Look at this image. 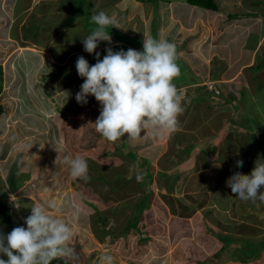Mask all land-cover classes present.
<instances>
[{
	"label": "rangeland",
	"instance_id": "rangeland-1",
	"mask_svg": "<svg viewBox=\"0 0 264 264\" xmlns=\"http://www.w3.org/2000/svg\"><path fill=\"white\" fill-rule=\"evenodd\" d=\"M108 1L111 2L23 1L19 2L17 9L7 11L10 15L9 26L0 24L5 29L0 28V32H6L16 42L9 54L0 55L3 68L0 103L6 109L3 126L7 120L11 127L6 126L7 130L0 137L1 140L10 142L4 141V144L2 141L4 145H12V154L7 155L8 162L11 158L14 159L10 174L4 172L3 175L0 170V188L5 186L11 193L10 205L15 212H11L13 228L17 227L14 222L18 213L24 222L31 214V207L41 204L48 208L50 214L71 226L78 261L82 264H99V259L104 254L112 255L114 260L129 256L136 264H146L157 257L161 259L155 260L157 264H264V202L240 200L226 183L235 172L250 174L254 162L258 158H264V54L261 52L264 43L258 50L263 55V61L259 54L256 55V59L259 56L257 62L254 61V51L248 49L242 51L233 63L231 59L238 54L239 44L236 48L234 46L237 43L233 41L229 50L228 43L224 46L225 39L217 38L230 33L226 32V26L223 24L220 28L218 22L213 21L207 33L200 29L198 40L187 51L188 55H194L195 51L210 55L213 50L212 56H215L210 67L214 66L219 74L221 71L225 72L224 77L233 73L229 81H214L222 88L227 84L228 89L222 97L224 99H220V94L206 98V90L182 89L180 91L185 96V111L179 117L180 128L175 134L157 137L148 132L138 140L125 136L116 143H109L95 131L93 123L100 115L101 107L95 97L89 96L88 103L83 106L75 99L84 82L78 75L75 77L71 74L77 71V58L84 56L90 66L97 62L94 54L84 52L83 43L79 52L72 53L73 49L80 48L78 42L89 34L86 28L84 30L81 19L86 20L89 11L92 14L104 11L115 17L124 29L113 28L109 31L127 42L135 38V43L140 44L144 36L151 38V23L154 21L153 26L158 25L161 14L159 6L162 5L165 10L166 5L163 3L166 1L114 0L113 4ZM135 1H143L146 10L144 7L140 9L139 3ZM217 2L222 6V14H216V19L227 16L229 21H241L237 32L234 30L235 26L230 25L234 36L240 29L239 38L242 37L244 25L246 24L247 33L249 24L254 21H261L256 23V27L260 28L261 25L264 29V0ZM131 4L137 6L132 9ZM4 5L5 1L2 3ZM154 13L156 16L152 19ZM74 14L76 17L70 19ZM174 24L166 13V18L164 15L161 20L160 35L163 37L172 31ZM253 34L247 38L248 45L250 42L256 43ZM233 35H228L227 38H232ZM172 36L173 41L175 40L172 43L179 45L182 33ZM8 47L9 45L0 43V50L7 51ZM135 50L142 51V48L135 47ZM102 51L103 53H99L105 54V50ZM192 58L196 59L195 56ZM245 61L248 63L243 66ZM177 63L181 75L175 83H182L181 80L187 81L191 74L185 62L178 59ZM252 76L255 77L258 88L255 87L256 83H249ZM13 78H16L15 82ZM214 83L206 81L210 89ZM241 97L243 105L239 106L237 103ZM216 104L224 105L226 113L221 112ZM56 105L59 106L58 109ZM225 114V120L219 122L222 120L219 116ZM13 126L18 128L16 157L14 140L10 139L13 136ZM147 137L150 138L149 141L146 140ZM194 141V147L184 149L188 142ZM131 150L138 153L141 160L149 161L147 170L153 173L148 172L147 177L151 175V179L142 177L141 183L136 180L134 184L129 183V187L127 181L132 178L133 165L127 163L126 153ZM76 156L83 157L88 163L87 181L73 180L70 177L69 166L64 161L65 158ZM182 158L185 159L184 162L180 161ZM238 159L243 160L242 167L236 166ZM39 166L42 170H38ZM45 172L52 174L49 180L30 186V182L43 178L42 174ZM93 174L104 178L99 181L90 179ZM10 175H16V180L22 186H29L28 192L21 199L18 198L17 202L12 198L17 183L13 182ZM142 184L144 189L150 190L148 196L143 191ZM84 195L92 203L90 206L80 199ZM6 197H0L2 204ZM14 202L20 208L17 209ZM50 204L55 207H48ZM92 205L97 206L108 218L100 221ZM22 209L28 213L24 214ZM114 209L118 212L115 213ZM130 211L134 214V219L128 224L139 226L144 233L134 232L133 236L123 235L114 239L113 232L122 231L121 222H124ZM177 217L191 222L193 227L175 222ZM115 218L119 219V224ZM180 223V228L174 232V224L178 227ZM0 232L5 235L9 232L5 213L1 208ZM224 239L228 241L226 248H223ZM230 241H237L240 246L238 251L233 250L234 244L229 245ZM124 246L125 249H122ZM248 250L256 256H244ZM261 250L263 253L259 256ZM197 255L199 258L196 261ZM243 256L246 258L242 259ZM0 259L7 260V257L0 256ZM123 259V264H130Z\"/></svg>",
	"mask_w": 264,
	"mask_h": 264
},
{
	"label": "clouds",
	"instance_id": "clouds-1",
	"mask_svg": "<svg viewBox=\"0 0 264 264\" xmlns=\"http://www.w3.org/2000/svg\"><path fill=\"white\" fill-rule=\"evenodd\" d=\"M91 22L95 28L82 43L84 51L94 54L97 62L90 66L84 56L77 58L76 70L84 82L75 99L83 106L89 96H94L100 104V115L93 123L95 131L109 143H116L125 136L138 140L148 132L157 137L175 134L180 128L179 117L185 111V96L174 83L181 75L175 44L144 36L142 51L130 48L114 52L108 47L101 60L96 51L99 43L112 42L107 29L123 28L115 17L104 11L94 12ZM210 90H214L215 95L220 94L214 84ZM64 162L73 180L89 179L86 159L76 156L65 158ZM236 166L242 167L243 160L238 159ZM136 179H142L139 171ZM226 183L236 198L264 202V158L254 162L250 174L235 172ZM15 202L14 206L20 208ZM24 223L26 228L17 226L7 235L0 232V256L7 257V260L0 259V264H53L54 261L82 264L78 261L71 226L50 214L46 206L31 207V214ZM99 264H114V257L104 254Z\"/></svg>",
	"mask_w": 264,
	"mask_h": 264
},
{
	"label": "crops",
	"instance_id": "crops-1",
	"mask_svg": "<svg viewBox=\"0 0 264 264\" xmlns=\"http://www.w3.org/2000/svg\"><path fill=\"white\" fill-rule=\"evenodd\" d=\"M4 1H5V5L2 6V3H4ZM23 1L29 2L30 0H0V15H1V17H0L1 18L0 19V24H2V25L5 24L4 25L5 27L7 25L9 26V16L10 15H9V13L7 11H10L13 8H16L17 9L19 2L22 3ZM111 1H114V0H111ZM164 1H166V2L165 3L161 2V3H163L164 5H166V9L163 10L162 5L159 6V10H160V13H161L160 16H159V18H158L159 19V23H158V25L155 24L153 26V22L154 21H152V23H151V27L152 28L150 29V35H151V38L157 37V39L167 40L168 42L172 43V42L175 41V40L173 41V36L172 35H174L176 33L177 34H181L182 33V40L180 41V44L179 45H175V46H176L177 52L179 54V59L187 64L188 69L190 70L191 78L188 79L187 81H182L181 80L182 83H175L176 81H174V83L176 84V86H177V88L179 90H182V89L187 88L188 90L189 89H194V90L195 89H198V90H201V91H203V90L205 91V87H203V85L206 84V81H211L212 83H214V81L225 82L224 80H228L229 81V79H231V75H233V73H231V74H227V77H224L225 72L221 71V73L219 74V73H217L218 71L216 70V68H214V66L212 67V65H213L212 64V61H214V56H215V55L212 56L213 50H212V52H211L210 55L209 54L198 53L196 51H195L194 55H188V52L187 51L189 49H192L193 45L198 40V37L200 35L199 34L200 33V29L203 32L207 33L210 30V28L212 27L213 21L218 22V25L220 26V28H222V26L224 24V26H226L224 28L227 29L226 32L227 31H230V33H231L230 34V33L227 32L228 34H224L221 37H217L218 39L221 38L220 40L225 39V41H224V43H225L224 46L225 47H226V43H228L229 46H230L229 47V50H231L233 41L235 43H237L234 47L237 48V47L240 46L239 47V51L237 52L238 54H236L235 56H233L234 58L231 59V61L233 60L232 61L233 63L235 61L234 59L239 58L240 55L243 52H245L246 50H248V49H251V50L254 51L253 54H252V56L254 57V61L257 62V59H258L259 56L261 57V59L263 61V55H262L261 52H263V54H264V49L262 48L261 49V52H259L258 50L261 48V46H262L261 44L264 43V38L261 36V35L264 36V29H263V26H261V25H259L260 28H257L256 27V23L257 22L258 23H261V21H254L253 24H249L250 27H249V31H247V33H245V31H246V24H245L246 22H245L244 23L245 24L244 25V28L242 26L243 32H244L243 33V36L239 38L240 29H239V33L238 34H235V36H234L232 34V32H231V30H233V28L231 29V26H230L231 24L233 26H235L234 30L237 32L238 25L241 22L239 19H233V20L229 21L228 18H227V16L224 17L223 19L222 18H217V19L215 18L216 14H219V15L222 14L221 13V9H222L221 7L222 6H220L219 3H218L219 4V9L218 10L207 9V11H203V10H201V9L198 8L199 6L196 7V5H192V4L188 3L187 0H164ZM136 2L139 3L138 7L140 9H142L144 7V5H143L144 2L143 1H135V3ZM108 3H109V1H108ZM113 3L114 2H110L109 4H113ZM140 4H142V5H140ZM148 4H150V3H148ZM131 6H132V9H133V7H135L137 5H134L133 6L131 4ZM144 9L146 10L145 7H144ZM157 9H158V5H157ZM166 13H167V17H169V19L171 20V22L175 23L174 24L175 28L172 31H170L168 34H165L162 37V35H160V24H161V20L163 19L164 15H165V18H166ZM154 15H155V13L152 14V19L154 18ZM80 18L81 17H79V19ZM81 20H82L81 21L82 22V26H83L84 30L86 31L85 28H86V24L89 21V19L84 20L82 18ZM155 20H156V18H155ZM228 21L230 23H228ZM0 28L2 30H5L2 27H0ZM109 30H110V28H109ZM109 30H108L109 35L112 38L111 44H109L108 42H105V41H101L99 43V46H98L97 50H96L97 52H102L103 53L102 50L103 49L105 50L108 47H111V48L115 47L114 50H113L114 52H116V50L117 51H120V49L118 47L119 46H122V45H125L126 46V48H124V50L125 49L126 50L127 49H130V48L131 49H135V47H141L143 49L142 42H141V45H138L135 42H133L134 40H130L129 42H127L125 39H122V38L118 37L116 35V33L111 32ZM86 32H88V31H86ZM91 32L92 31H90L88 33L90 34ZM251 33H254L252 37L256 40V43L255 42H250V44L248 45V39L247 38H249V36H250ZM89 34H87L83 38L87 37ZM228 35H233V36H232V38H227ZM131 36L132 37H135L133 35H131ZM125 37H127V36H125ZM186 37H187V39H185ZM235 38H237V40H234ZM9 41H12V40H11L10 37L7 36V33L6 32H0V43H2L3 45H5V44L8 45L9 44L8 43ZM240 41H242L243 43L240 44L239 43ZM78 43L80 45L79 46L80 48L73 49V52L72 53L79 52L81 50L82 41H79ZM117 43H120V45H117ZM238 44H239V46H238ZM232 50H234V48ZM104 52H105V54H107L106 51H104ZM74 54H76V53H74ZM257 54H259V56H257V59H256V55ZM102 55H104V54H101L100 53V57H102ZM63 56H64V54H63ZM193 56L196 57L195 60L192 58ZM223 57L225 58V55ZM225 61H226V59H225ZM7 62L8 61H6V63ZM228 62H229V60H228ZM247 63L248 62L245 61V62L242 63V65L245 66V65H247ZM210 64H212L211 67H210ZM220 65H221V63H220ZM256 65L257 64H254V66H256ZM254 66H252V67H254ZM4 67H6V65H4ZM218 70H220V69H218ZM224 71H226V70H224ZM212 72H214V75L212 74ZM216 75H220V76H216ZM13 80L15 82L16 81V78H13ZM252 82L256 83V86L255 87L257 88V82H255V77L254 76H252V77L249 78V83L251 84ZM214 85L218 86L216 83H214ZM226 85L225 86L223 85L225 88L224 87L222 88L221 86H218V87L221 89V91L225 92L228 89L226 87ZM206 98H207V96H206ZM0 104L2 105L3 111H4L0 115V136H2L5 133V131L7 130L6 129V126L7 127H10V124H7V120H6V125L3 126V123L5 124V116L4 115L6 113V109H5V105L4 104H2V103H0ZM237 104L240 105L239 103H237ZM56 107L58 109L59 106L56 105ZM217 107H220V110H222L221 112L226 113V111L224 110L225 109L224 105H222V106H218L217 105ZM227 114H228V112H227ZM227 114L222 115V116H219V118L222 119L219 122H222L223 120H225L224 117ZM14 119H15V117H14ZM15 121H16V119H15ZM11 131H12V135L13 136H11L10 139H11V141L14 140V144H15V147H16V151H14V153H15V157H16V155L18 154V149H17V145H18V128H16V127L13 126V128H12ZM11 131H9V132H11ZM2 141L4 143L5 140H1V137H0V166L2 168V173L4 175V172L5 173L9 172V174H10V171H9L11 169L10 166H11V164H12V162H13L14 159L10 162V164L8 163V157H7V155L11 154L10 147H12V145H8V144L7 145H4L5 143L3 144ZM5 142H9V141L6 140ZM9 144H10V142H9ZM134 147H135V145H134ZM131 151H133V150H131ZM12 152H13V150H12ZM141 154H142V149H141ZM15 163H16V161H15ZM1 178L2 177H0V181L2 180ZM15 179H16V175H15ZM141 182H142V180H140V183ZM4 189H5V186L2 187V188H0V196L2 195L1 192ZM18 190H19L18 189V185L16 184L15 189H14V192H13V195H12V198H14L16 200V202H17V199L18 198L19 199L22 198L21 197L22 195L16 194V192H18ZM22 201L24 202L25 200H22ZM131 219H134V214H132L131 211H130V213L128 214V216L124 220V222H121V227H123V228H122V231H120V233H123V235H132L134 232H137L138 233V230L137 229L139 228V226L137 227V226H133V225L128 224ZM115 220H116L117 224H119V222H118L119 219L115 218ZM112 224L113 223H111V225ZM145 231H146V228H145ZM108 249H106V250H108ZM122 249H125V246L122 247ZM118 251L119 250L117 249V252ZM121 257H122V259L125 258L126 261H128V259H129V256H121ZM122 259H119L118 258V259L114 260V264H120V263L123 264V260L124 259L123 260ZM131 260L133 262L128 261V262H130V264H136V261L135 260H133V259H131ZM124 262H125V260H124Z\"/></svg>",
	"mask_w": 264,
	"mask_h": 264
},
{
	"label": "trees",
	"instance_id": "trees-1",
	"mask_svg": "<svg viewBox=\"0 0 264 264\" xmlns=\"http://www.w3.org/2000/svg\"><path fill=\"white\" fill-rule=\"evenodd\" d=\"M111 2H114V1H111ZM187 2L188 3H190V4H192V5H196V6H199L200 8H204V9H211V10H218L219 9V4H218V2H217V0H187ZM75 10V9H74ZM76 10H79V8L78 7H76ZM75 12V11H74ZM93 14L89 11L88 12V14H87V19H89V21L87 22V24H86V29H87V31L88 32H90V31H93L94 30V28H95V25L91 22V16H92ZM76 17V14H74L70 19H73V18H75ZM111 29V28H110ZM113 29V28H112ZM109 30V28L107 29V31ZM134 41L133 42H135V40H137V39H133ZM140 42V41H139ZM9 44V47H8V49H7V51H3V50H0V55H3V56H6L7 54H9V52L10 51H12L14 48H15V43H14V41H12V42H8ZM138 45H141V42H140V44L139 43H137ZM119 49H122V48H126V46L125 45H122V46H119L118 47ZM143 50V49H142ZM104 55H106V54H104ZM104 55H102V57H100V59L102 60L103 59V57H104ZM263 66H264V64H262ZM263 71V70H262ZM72 75H74L75 77L78 75V73H77V71H74V72H72L71 73ZM73 77V76H72ZM2 81H3V68H2V65L0 64V93H1V91H2ZM255 82H256V80H255ZM260 86H263L262 84L260 85ZM203 87H205V90L207 91L206 93H207V95L206 96H208V97H212L213 95H215V91L214 90H210L207 86H203ZM258 88V87H257ZM225 92H223V91H221V89H220V95H219V97L220 98H222L223 97V94H224ZM241 93V92H240ZM241 95H243V93H241ZM222 99H224V98H222ZM243 98L241 97V99L239 100L240 102H239V104L240 105H243ZM238 105V104H237ZM239 105V106H240ZM4 111H3V107H2V105L0 104V115L3 113ZM249 117V115H247V118ZM246 127V126H245ZM247 128V127H246ZM230 129V128H229ZM147 141H149L150 140V138L149 137H147V139H146ZM195 144H196V141H194V142H188V145L187 146H184L185 148L184 149H186V150H190L192 147H194L195 146ZM215 150V149H214ZM12 154V153H11ZM126 157H127V163L128 164H131V165H133V166H131L132 167V178H128V185H129V187H130V184L129 183H133L134 181H136V175H137V171H139V173L140 174H142V177L143 178H149V179H151V175H150V177H147V176H149L148 174L151 172V173H153L152 171H148L147 170V164H149V161L147 160V159H143V160H141L140 159V157L138 156V154L135 152V151H129V152H127L126 153ZM125 157V158H126ZM13 160V158H11L10 160H9V164H10V162ZM181 162H184L185 161V159L183 160V158L180 160ZM126 163V164H127ZM135 166V167H134ZM38 170H42V167H40L39 166V169ZM149 172V173H148ZM31 174V173H30ZM43 175V178H38V180L36 181V182H30L31 184H30V186H32V184H37V185H40L41 183V181L42 180H45V181H47V180H49L50 178H51V173H49V174H46V172L44 173V174H42ZM18 176V175H17ZM10 177H11V179L13 180V182H16L17 184H18V189H19V187L21 188V189H19L18 190V195H23L24 193L26 194L27 192H28V185H26L25 187L24 186H21V182H19L18 183V181L15 179V176H12V175H10ZM101 175H95V174H93V175H91V177H90V179H95V180H101V179H103L104 177H102ZM142 178V179H143ZM141 179V180H142ZM39 182V183H38ZM135 183V182H134ZM133 183V184H134ZM124 185H125V183H124ZM131 186H132V184H131ZM142 186H143V189H144V185L142 184ZM143 191H145V193H146V195L148 196V194L150 193V190H148L147 191V189H144ZM2 195L1 196H4V198H5V195L7 196L6 197V199H5V203L4 204H2L1 203V201H0V208L4 211V213H5V217H6V220H7V227H8V229H9V232H7L6 233V235L8 234V233H10L11 231H12V229H13V223H12V216H11V212L13 211V208H12V206L10 205V197H11V194H10V191H8L7 189H4V190H2ZM0 196V197H1ZM146 196V197H147ZM80 199L85 203V204H87V205H91L92 203H89V201L87 200L88 198L84 195V196H82V197H80ZM129 200H130V197H129ZM142 200V199H141ZM94 204V203H93ZM93 206V208H94V210H95V212H96V215H97V217L99 218V220L100 221H102V219L104 220V218H105V220L108 218V216L107 215H104V213H102L99 209H98V207L97 206H95V205H92ZM118 207H121V206H118ZM117 210H119L118 208H116ZM121 210V209H120ZM148 210V209H147ZM146 210V211H147ZM8 212L10 213V215H8ZM14 212V211H13ZM22 212L24 213V214H27L28 213V211H25L24 209H22ZM114 212L116 213V212H118V211H116L115 209H114ZM148 212H150V211H148ZM14 214H15V212H14ZM121 215H123V213H120ZM113 217H116L115 216V214H113ZM179 218L180 217H177L176 219H174L175 220V222H177V223H179V222H183L184 224H187V226H189V227H193L192 226V224H191V222H186V221H184V219L182 220L181 218H180V220H179ZM204 221V220H203ZM14 223H16L17 225L16 226H24L25 228L27 227L26 226V224L25 225H23V223L24 222H22L21 221V219H20V215H19V213H18V216L16 217L15 216V222ZM180 225H181V223L179 224V226L178 227H175V224H174V228L172 229L174 232H176V230H178V228H180ZM197 227V226H196ZM127 228V227H126ZM125 228V229H126ZM184 229H186V226H184ZM138 230V232H143L144 233V231L143 230H141L140 231V229L138 228L137 229ZM114 233V239H117V238H119L120 236H123V233H120V232H113ZM149 238H151V236H149ZM221 238H223V237H221ZM218 239V238H217ZM220 239V238H219ZM218 239V240H219ZM248 240V239H247ZM116 241H118V240H116ZM224 242H225V244L223 245V248H226L227 246H228V241L227 240H223ZM230 243H233L234 244V247H233V250L235 251H238L239 250V248H240V246H238L237 245V241H230L229 242V245H230ZM209 245H212V244H209ZM263 250V249H262ZM261 250V254L259 255V256H261L262 255V253H263V251ZM198 251V250H197ZM197 251H195V253L197 252ZM251 251L250 250H248V252H246L247 254H244V256H246V257H248V256H256V255H254V254H252V253H250ZM234 254H235V252H234ZM201 256V255H200ZM243 256V258L242 259H244V258H246V257H244ZM148 258H150V255L148 256ZM198 258H199V255H197L196 256V261L198 260ZM154 261H150V262H148V263H146V264H157L156 262H155V260H157V261H161V259L160 258H155V259H153ZM87 261H88V258H87ZM128 261H130V262H133L131 259H128ZM243 262L244 263H246L245 262V260H243ZM53 264H56V261H54L53 262Z\"/></svg>",
	"mask_w": 264,
	"mask_h": 264
}]
</instances>
